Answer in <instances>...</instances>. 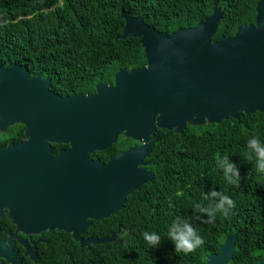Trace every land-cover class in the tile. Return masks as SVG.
Returning <instances> with one entry per match:
<instances>
[{
    "label": "water",
    "instance_id": "water-1",
    "mask_svg": "<svg viewBox=\"0 0 264 264\" xmlns=\"http://www.w3.org/2000/svg\"><path fill=\"white\" fill-rule=\"evenodd\" d=\"M255 12L253 24L212 41L223 15L218 8L194 27L167 33L121 7L117 39L139 38L145 66L119 69L112 85L98 84L88 96L61 97L49 90L48 79L31 78L22 65L0 67V133L21 124L29 137L0 149V215L10 203L27 202L49 216L46 226L71 233L82 248L115 241L114 233L87 240L81 235L92 220L118 214L128 196L153 180L142 160L156 128L181 134L188 125L239 119L241 113L264 117V0ZM120 134L143 145L106 163L89 159ZM50 142L70 149L51 159ZM237 235L196 264H229ZM257 264H264V255Z\"/></svg>",
    "mask_w": 264,
    "mask_h": 264
},
{
    "label": "trees",
    "instance_id": "trees-1",
    "mask_svg": "<svg viewBox=\"0 0 264 264\" xmlns=\"http://www.w3.org/2000/svg\"><path fill=\"white\" fill-rule=\"evenodd\" d=\"M259 0H0V67L23 65L30 76L41 74L60 95H91L98 84H111L121 68L145 66L139 38L117 39L124 26L123 7L156 31L171 33L196 26L214 8L223 12L212 41L253 24ZM187 126L181 134L158 130L151 152L153 180L128 196L124 208L102 221H92V234L115 233V241L92 246L90 260L101 264H196L218 254L234 233L229 264H257L264 255V173L243 158L248 138L264 141V117L241 113L201 132ZM5 144V143H4ZM0 145L1 140H0ZM227 154L239 171L238 186L229 185L216 166L215 154ZM209 190L236 202L228 218L214 223L196 209ZM176 216L188 219L205 243L187 255L175 252L168 228ZM145 232L160 236L150 247Z\"/></svg>",
    "mask_w": 264,
    "mask_h": 264
},
{
    "label": "flooded vegetation",
    "instance_id": "flooded-vegetation-1",
    "mask_svg": "<svg viewBox=\"0 0 264 264\" xmlns=\"http://www.w3.org/2000/svg\"><path fill=\"white\" fill-rule=\"evenodd\" d=\"M30 77L33 78L32 76ZM112 84L113 81L111 84L106 85ZM49 90L61 97L74 94L60 95L51 89V85ZM158 130L162 129L156 128L154 134L150 136V141H153V147L142 160L144 163L143 167L147 172H153L150 156L159 140V137H157ZM0 140L2 144L0 145V149H3L9 144L25 143L29 140V137L26 136L23 125L14 124L9 126L5 132L0 133ZM141 145H143L142 142L120 134L117 136L116 141L108 148L90 153L89 159L106 163L119 152ZM69 149V144L50 142L49 157L51 159L55 158L59 153L67 152ZM26 198V196H20L17 199ZM30 206L27 202L10 203L8 208L4 209L0 215V264H101L100 261L90 260L91 247L96 245L82 248L80 243L73 239L71 233L50 229V227L46 226L51 221V219L46 218L49 216H44L39 212L33 211ZM92 221L81 235L83 240L92 237H105H101V233H91L90 226Z\"/></svg>",
    "mask_w": 264,
    "mask_h": 264
},
{
    "label": "clouds",
    "instance_id": "clouds-1",
    "mask_svg": "<svg viewBox=\"0 0 264 264\" xmlns=\"http://www.w3.org/2000/svg\"><path fill=\"white\" fill-rule=\"evenodd\" d=\"M243 158L254 164L257 173H264V141L257 134L253 133L248 138ZM215 161L217 168L223 172L226 182L229 185L238 186L239 171L236 165L230 162L229 156L227 154L221 156L218 152L215 154ZM203 200L209 203L205 205L200 202L195 207L201 215L208 217L206 223H214L217 215L228 218L236 207V202L231 196L220 191L209 190L204 194ZM167 235L175 247V252L185 255L195 252L205 243L198 229L188 219L181 216H176L172 220ZM142 236L150 247L160 244L161 238L155 232H145Z\"/></svg>",
    "mask_w": 264,
    "mask_h": 264
},
{
    "label": "rangeland",
    "instance_id": "rangeland-1",
    "mask_svg": "<svg viewBox=\"0 0 264 264\" xmlns=\"http://www.w3.org/2000/svg\"><path fill=\"white\" fill-rule=\"evenodd\" d=\"M194 127H196L194 130L196 131V132H201V128L200 127H202V126H194Z\"/></svg>",
    "mask_w": 264,
    "mask_h": 264
}]
</instances>
